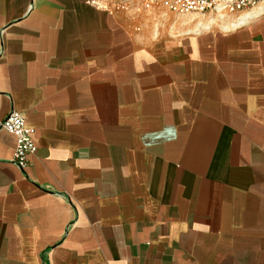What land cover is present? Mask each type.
<instances>
[{
	"label": "crops",
	"instance_id": "crops-1",
	"mask_svg": "<svg viewBox=\"0 0 264 264\" xmlns=\"http://www.w3.org/2000/svg\"><path fill=\"white\" fill-rule=\"evenodd\" d=\"M139 17L0 0V264H264V4Z\"/></svg>",
	"mask_w": 264,
	"mask_h": 264
},
{
	"label": "built area",
	"instance_id": "built-area-1",
	"mask_svg": "<svg viewBox=\"0 0 264 264\" xmlns=\"http://www.w3.org/2000/svg\"><path fill=\"white\" fill-rule=\"evenodd\" d=\"M262 0H87V2L112 15L126 14L131 24L138 27L139 16L155 9H164L174 14L235 15L259 6ZM0 127L12 134L15 146L11 160L20 169L28 166V157L37 150L34 128L26 123L25 116L11 110L0 121Z\"/></svg>",
	"mask_w": 264,
	"mask_h": 264
},
{
	"label": "rangeland",
	"instance_id": "rangeland-1",
	"mask_svg": "<svg viewBox=\"0 0 264 264\" xmlns=\"http://www.w3.org/2000/svg\"><path fill=\"white\" fill-rule=\"evenodd\" d=\"M264 4V0L261 1V3L259 4V6L261 4ZM164 16V17H163ZM163 16H160V17H156L150 25L151 28H153V30L155 29H158V31L161 33H168L170 32V30L175 27V28H178L180 26H183V23L181 19H177L171 15H163ZM139 22L142 23V20L141 18L139 17Z\"/></svg>",
	"mask_w": 264,
	"mask_h": 264
}]
</instances>
